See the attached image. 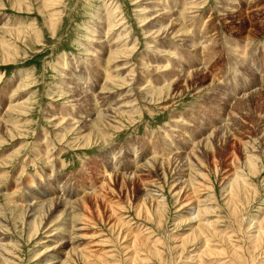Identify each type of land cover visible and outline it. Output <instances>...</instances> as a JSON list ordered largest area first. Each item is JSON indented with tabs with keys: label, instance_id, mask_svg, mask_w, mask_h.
<instances>
[{
	"label": "rangeland",
	"instance_id": "1",
	"mask_svg": "<svg viewBox=\"0 0 264 264\" xmlns=\"http://www.w3.org/2000/svg\"><path fill=\"white\" fill-rule=\"evenodd\" d=\"M263 219L264 0H0L11 264H264Z\"/></svg>",
	"mask_w": 264,
	"mask_h": 264
},
{
	"label": "bare ground",
	"instance_id": "2",
	"mask_svg": "<svg viewBox=\"0 0 264 264\" xmlns=\"http://www.w3.org/2000/svg\"><path fill=\"white\" fill-rule=\"evenodd\" d=\"M56 14V13H55ZM54 18V17H53ZM58 18V17H57ZM56 19V18H55ZM55 19L53 20V21H55ZM58 20V19H57ZM56 20V21H57ZM110 22H112V21H110ZM115 22V21H114ZM55 24H56V22H54ZM54 24V25H55ZM111 23H109V25H110ZM52 25V24H51ZM112 26H113V23H112ZM111 26V27H112ZM109 28H110V26H109ZM109 52H110V50H109ZM120 52H122L121 50H119V51H111L110 52V56L111 55H114V57H110V60H113V58H116L117 57V55L120 53ZM122 70L123 69H126V68H121ZM129 76V75H128ZM108 77V76H107ZM124 79V78H123ZM127 79H129V78H127ZM129 81H132V78H130L129 79ZM104 89H107L106 87H105V85H104ZM93 96H95V95H93ZM106 104H112V102H110V103H107L106 102ZM118 104V103H117ZM101 111V110H100ZM106 111H108V110H104L102 113H103V117L106 119V121L108 120V117H110L109 116V114L110 113H107ZM247 160H249V162H251L252 163V158L250 157V156H247ZM236 170V169H235ZM239 170H237L236 172H237V175H235L234 177V184H231V190H232V194L230 195L231 196V199H230V201H234V199H236L237 197H238V193L239 192H241V187H242V185H243V187H247V186H249L248 185V183H246V182H244L242 179L243 178H240V173L238 172ZM232 175V174H231ZM233 176V175H232ZM245 183V184H244ZM194 183L192 182V185H193ZM236 188H237V191H238V193H237V191H236ZM150 191V192H149ZM154 190H148V193L147 194H145V195H149L151 192H153ZM150 195H152V194H150ZM59 197V196H58ZM57 197V198H58ZM154 197V196H153ZM36 198V197H35ZM193 199V198H192ZM50 200H53V201H49L50 203L48 204V202L46 203V202H35L34 204H35V206L33 207V208H31V210L33 211L32 212V214L30 215V216H32L33 215V218H35L36 217V215H37V213H39V215L36 217V221H35V224L33 225V230L35 229H37L39 226H40V224H41V221H42V210L44 209V208H46L48 211H51V209H52V207H53V205H56L55 207H57V205H60L61 204V199L59 200H56V202H54V200L55 199H50ZM40 201V200H39ZM157 201H158V199H157ZM72 203V202H71ZM78 203V202H77ZM144 204H146L145 203V201L143 202ZM163 202H160V201H158L157 202V209L158 208H161V205L159 206V204H162ZM165 203V202H164ZM144 204H142V206L145 208V205ZM236 204V203H235ZM38 205V206H37ZM42 205V206H41ZM37 206V207H36ZM39 206H41V207H39ZM162 206H164V205H162ZM39 207V208H38ZM237 207V206H236ZM37 208V211L35 210ZM55 209V208H54ZM46 210V211H47ZM145 210V209H144ZM147 210V209H146ZM200 211V210H199ZM159 212V211H158ZM259 225H258V230H257V236L255 237V239H259V240H261L260 238H262V237H264V219L263 220H261V222L260 223H258ZM207 227V224L206 223H200L199 224V227H198V232H200L201 234H204L205 232H204V228H206ZM68 230V229H67ZM66 230V231H67ZM65 231V232H66ZM69 231V230H68ZM67 231V232H68ZM196 231V230H195ZM205 235V234H204ZM76 236H74V235H72L71 234V236H67L66 234H65V236L62 238V239H67V241H69V242H71V240L72 239H74ZM2 239H0V257H1V259L0 260H2V263H0V264H11L12 263V261L10 260V258H12L11 256H9L7 253H6V247L4 248V246H5V244H3L2 243V241H1ZM206 242H208L207 240H206ZM209 243V242H208ZM95 244V243H94ZM98 244V243H97ZM154 245V244H153ZM93 246V245H92ZM145 246V243L143 242V241H141L140 239H139V237H135V238H133V247L135 248L134 249V251L131 253V254H129L128 255V257H127V261H129V264H139L140 263V261H141V259H143L142 258V247H144ZM152 247H154V246H152ZM152 247H149V251L150 252H152V253H154V251L156 250V249H154V248H152ZM4 249V250H3ZM205 249H208L209 251L208 252H212V248H211V246H208V247H206ZM11 253V252H10ZM4 254H6L5 256H4ZM93 254V251H92V249H90V248H87V251H86V254L83 252V257L87 260V258L88 257H90L91 255ZM14 259V258H13ZM69 259V258H68ZM66 260L65 262H64V264H69V260ZM77 259V258H76ZM84 259V260H85ZM85 260V261H86ZM73 262H75V260L73 261ZM86 263V262H85ZM86 264H91V263H86Z\"/></svg>",
	"mask_w": 264,
	"mask_h": 264
}]
</instances>
